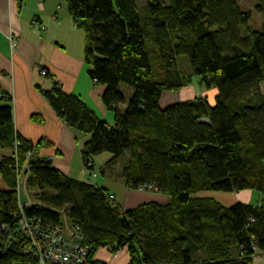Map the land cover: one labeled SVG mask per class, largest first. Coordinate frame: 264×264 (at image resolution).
<instances>
[{
  "label": "trees",
  "instance_id": "obj_1",
  "mask_svg": "<svg viewBox=\"0 0 264 264\" xmlns=\"http://www.w3.org/2000/svg\"><path fill=\"white\" fill-rule=\"evenodd\" d=\"M139 2L66 0L75 27L85 31L84 62L91 80L105 86L102 103L113 124L61 87L42 95L71 130L86 136L87 174L96 155L109 153L102 174L119 164L125 187L152 186L168 204L124 210L106 188L63 175L36 153L46 141L34 145L15 133L10 96L0 90V149L9 150L0 157L6 187L0 228L16 224V176L24 172L39 203L25 207L26 215L55 225L63 219L56 210H64L90 248V264H106L94 258L100 248L126 249L127 264H252L256 253L264 254V0L256 5L261 32L248 27L251 13L235 0ZM194 81L216 91L213 105L195 96L160 107L163 92ZM120 84L131 89L130 98ZM244 190L259 200L226 208L196 195ZM6 240L0 230V263L16 257Z\"/></svg>",
  "mask_w": 264,
  "mask_h": 264
},
{
  "label": "crops",
  "instance_id": "obj_2",
  "mask_svg": "<svg viewBox=\"0 0 264 264\" xmlns=\"http://www.w3.org/2000/svg\"><path fill=\"white\" fill-rule=\"evenodd\" d=\"M8 33L15 35L18 45L13 51ZM84 38L85 31L75 27L66 0H0V90L10 96L15 133L34 145L46 141L48 146L38 149V156L49 159L63 175L81 182H86L88 175L81 160L86 136L71 130L56 115L42 91L53 85L61 87L64 93L80 97L102 121L113 124V113L102 103L105 86L92 84L88 75ZM41 70L46 71L45 76L40 74ZM174 103L160 105L159 101L162 109ZM208 103L213 105V98ZM8 153L9 150L0 149V157ZM105 173L109 179L98 186L113 194L124 210L130 211L142 203L155 202L164 206L169 202L165 193L128 189L119 169L113 175L108 166ZM116 184L122 187L120 196L113 192ZM253 192H223L213 199L229 208L236 203L258 201V193L253 199ZM252 264H264V254L257 253Z\"/></svg>",
  "mask_w": 264,
  "mask_h": 264
},
{
  "label": "built area",
  "instance_id": "obj_3",
  "mask_svg": "<svg viewBox=\"0 0 264 264\" xmlns=\"http://www.w3.org/2000/svg\"><path fill=\"white\" fill-rule=\"evenodd\" d=\"M6 35L10 49L15 50L18 46L15 35L11 33ZM40 74L45 76L46 71L41 70ZM92 84H96L95 80L92 81ZM88 165L91 166V163ZM103 170L104 166H100L99 172L101 173ZM88 174L90 181L97 178L94 168ZM16 177V191L17 198H19V210L14 216L16 224L12 228L8 224H2L0 228L2 232H5V238H7L8 244L4 248L11 250L16 257L0 264H90V248L83 243L78 227L71 226L64 218V210H56L63 216V219L55 225L46 223L38 216L26 215L25 207H32L39 203L30 197V192L25 186L26 174L21 172ZM137 191L152 192L153 189L152 186L143 185ZM21 197L26 201L22 202ZM112 198L113 196L110 195L109 199ZM253 250L256 251V248L254 247ZM106 251L110 256L109 250L106 249ZM120 252L112 254L110 259L116 258Z\"/></svg>",
  "mask_w": 264,
  "mask_h": 264
},
{
  "label": "rangeland",
  "instance_id": "obj_4",
  "mask_svg": "<svg viewBox=\"0 0 264 264\" xmlns=\"http://www.w3.org/2000/svg\"><path fill=\"white\" fill-rule=\"evenodd\" d=\"M139 4L143 5L144 0H139ZM238 4L239 7L241 9V11H246L251 13V18L248 21V27L252 30V31H259L261 32L263 29V17L262 14L259 13L256 10V5L258 4V0H235ZM247 27L246 26H241L239 28V32H240V36L247 37V31H246ZM259 88L262 89V95L264 96V86L263 83H260ZM120 91L123 93V95H125V97L128 99L130 98L132 95V91L131 89L124 84H120ZM216 94L215 90H208V88H206L205 86L200 87V85L198 83H196V81H194V83H192V85L182 88L181 91L179 92H164L163 96L161 97L160 100V105H169V102H176L179 103L182 100H190L193 97H203L206 96L207 100H210L214 97V95ZM109 158H111V155L109 153H104V154H100V155H96L94 159V171L97 173V178L95 180H91V183L93 184H102L104 183L105 180L107 179V176H105L104 174L99 172V168L103 163H107V161L109 160ZM111 168V172H113V175L116 174L117 170L119 169V164H116V168H114L112 165ZM87 172V170H86ZM87 174V173H86ZM114 177V176H112ZM90 181L88 179V177H86V181ZM121 185L120 184H116L115 188H113V192L115 194H118L119 196L121 195L119 193V190L121 189ZM0 189H6L5 185L3 184V182L1 181L0 178ZM115 190V191H114ZM218 193H223V192H211L208 191L207 193L202 192V193H197V196H208V197H212L214 199H216V195H218ZM257 193L254 191L253 192V199H255V195ZM195 195V196H196ZM22 198V202H25L26 199ZM108 252L106 251V249L104 248H100L97 249L94 258L101 261H105L108 262V264H127L128 259V253L126 251V249H123L116 258H112V260L108 257ZM112 255V254H111ZM110 255V257H111Z\"/></svg>",
  "mask_w": 264,
  "mask_h": 264
}]
</instances>
